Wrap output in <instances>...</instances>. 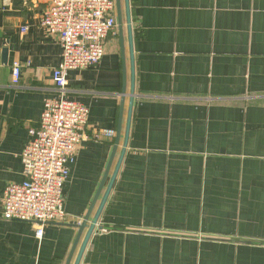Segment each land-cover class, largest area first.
I'll use <instances>...</instances> for the list:
<instances>
[{"label": "crops", "instance_id": "1", "mask_svg": "<svg viewBox=\"0 0 264 264\" xmlns=\"http://www.w3.org/2000/svg\"><path fill=\"white\" fill-rule=\"evenodd\" d=\"M129 3L133 50L118 25L63 90L60 41L40 25L49 1L0 0V264H75L96 216L79 264H264V0ZM60 94L89 107V138L69 164L65 221L38 237L1 200ZM102 129L116 134L93 138Z\"/></svg>", "mask_w": 264, "mask_h": 264}, {"label": "built area", "instance_id": "2", "mask_svg": "<svg viewBox=\"0 0 264 264\" xmlns=\"http://www.w3.org/2000/svg\"><path fill=\"white\" fill-rule=\"evenodd\" d=\"M48 1L40 25L60 41L62 59L53 70V81L64 90L69 71L101 62L106 41L118 28L117 5L116 0ZM22 67L19 61L13 64L16 82ZM89 114L87 105L64 94L46 98L40 125L30 128V140L21 155L24 179L9 183L3 191L2 217L35 223L38 237L43 236L46 224L65 221L64 184L70 175L69 164L89 138ZM115 134L113 129H102L93 138Z\"/></svg>", "mask_w": 264, "mask_h": 264}, {"label": "water", "instance_id": "3", "mask_svg": "<svg viewBox=\"0 0 264 264\" xmlns=\"http://www.w3.org/2000/svg\"><path fill=\"white\" fill-rule=\"evenodd\" d=\"M126 2V25H127V31H128V35H129V41H130V45H131V51L133 50L132 48V44H133V26H132V14H131V9H130V0H125ZM116 5H117V12H118V25H119V33H120V36H121V42H122V47L124 49V23H123V8H122V0H116ZM134 71V70H133ZM133 78H134V74H133ZM134 80V79H133ZM131 104H133V97L131 98ZM129 130V125L127 127V130H126V138H127V135H128V131ZM120 138H121V127L119 128V131L117 133V136H116V144L118 145L119 142H120ZM116 151V149H115ZM114 151V152H115ZM88 219L89 217H86V219L81 223L79 224V234L80 232H82V230L88 226ZM98 224V216H96L92 223L89 225V231H88V234H87V237L85 239V242L83 243L82 247H81V251L77 257V260H76V263L75 264H79L80 263V260H81V257H82V254L86 248V245L89 241V238L91 236V234L94 232V230L96 229V226ZM70 264V260H69V263Z\"/></svg>", "mask_w": 264, "mask_h": 264}, {"label": "rangeland", "instance_id": "4", "mask_svg": "<svg viewBox=\"0 0 264 264\" xmlns=\"http://www.w3.org/2000/svg\"><path fill=\"white\" fill-rule=\"evenodd\" d=\"M123 21H124L123 23H124V27H125L126 24H127V23H126V20H125V17L123 18Z\"/></svg>", "mask_w": 264, "mask_h": 264}]
</instances>
